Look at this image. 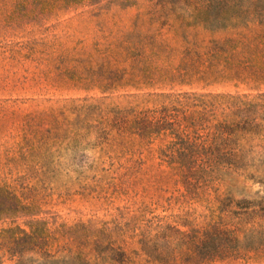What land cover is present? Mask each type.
<instances>
[{
  "label": "trees",
  "instance_id": "1",
  "mask_svg": "<svg viewBox=\"0 0 264 264\" xmlns=\"http://www.w3.org/2000/svg\"><path fill=\"white\" fill-rule=\"evenodd\" d=\"M93 1L16 0L15 4L23 6L24 15L37 19L56 9ZM149 1L148 12L159 27L149 26L142 32L135 26L123 35L136 33L145 38L122 43L129 53L157 57L132 62L133 72L138 69L150 78L182 81L264 78V67L255 66L254 57L255 48L264 50V0ZM163 26L181 37L183 53L189 55L175 66L169 59L161 62L158 58L171 50L166 40L159 39ZM201 33L210 38H200ZM113 84L107 82L103 87L112 89ZM149 102L150 106L104 107L71 103L58 111H40L38 125L50 121L60 130L69 112L75 115L74 120L95 128L98 138L110 139L114 130L113 142L118 146L127 140L132 142L130 149L147 150L156 143L158 164L167 180L183 188L182 196L199 197L215 184L240 177L264 185V93L250 96L185 90L160 93L146 100ZM28 134L24 132V137ZM255 155H259L258 163L252 170ZM136 161L137 169L141 168L144 161ZM219 202L220 213L187 229L162 219L125 217L128 211L120 219L56 224L42 216L39 203L3 183L0 221L7 224L0 226V264H232L264 260V196L234 199L227 192Z\"/></svg>",
  "mask_w": 264,
  "mask_h": 264
},
{
  "label": "rangeland",
  "instance_id": "2",
  "mask_svg": "<svg viewBox=\"0 0 264 264\" xmlns=\"http://www.w3.org/2000/svg\"><path fill=\"white\" fill-rule=\"evenodd\" d=\"M15 2L0 0V184L39 203L44 218L68 225L120 219L128 211L125 217L162 219L187 229L220 213L219 199L227 192L234 199L264 196L263 184L243 177L215 184L199 197L182 196L183 188L167 180L158 164L156 143L147 150L130 149L127 140L118 146L114 130L110 139L98 138L95 128L69 112L60 130L50 121L38 125L40 111H58L71 103L150 106L146 100L157 94L185 90L257 96L264 93V78L182 81L133 72L132 62L157 57L129 53L122 43L145 38L123 35L135 26L142 32L159 27L148 12L149 0H95L37 19L24 15ZM162 32L159 39L171 50L158 58L175 66L189 56L183 53L185 44L166 26ZM199 37L208 40L210 35ZM254 57L255 66L264 67V50L255 48ZM107 82H115L112 89L103 87ZM24 132L30 134L24 137ZM257 143L255 137V152ZM139 158L144 163L137 169ZM6 224L0 221V226Z\"/></svg>",
  "mask_w": 264,
  "mask_h": 264
}]
</instances>
